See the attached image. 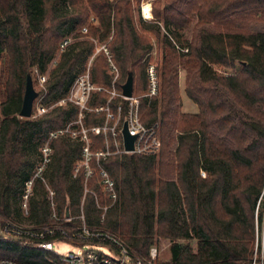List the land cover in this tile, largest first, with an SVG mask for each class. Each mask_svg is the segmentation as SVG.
Here are the masks:
<instances>
[{"label":"trees","instance_id":"obj_1","mask_svg":"<svg viewBox=\"0 0 264 264\" xmlns=\"http://www.w3.org/2000/svg\"><path fill=\"white\" fill-rule=\"evenodd\" d=\"M133 17L130 0H0V228L6 220L18 223L22 218L23 186L48 132L77 113L73 106L57 105L35 118L20 117L28 68L46 72L59 42L72 35L49 72L47 98L56 103L84 72L93 40L111 37L108 48L119 69L118 90L129 72L145 85L142 59L151 46L139 35ZM194 17L189 40L181 31ZM153 18L162 19L175 44L187 49L182 52L167 35L161 36L160 96L139 100L141 122L159 123L158 157L106 158L102 165L118 193L111 203L97 182L83 195L84 176L73 175L80 146L55 139L45 183H34L27 219L35 228L55 225L47 185L55 192L59 217L67 205L71 217L82 211L88 226L113 231L139 253L148 254L155 237L167 238L166 264H253L255 247L261 257L256 263L264 264V0H165L161 10H153ZM138 22L142 30L159 36L157 23ZM84 26L87 31L81 33ZM180 69L186 71L185 93L197 105L196 114L180 111ZM90 72L96 85L109 86L103 53L95 56ZM95 140L97 148L104 147L102 136ZM25 242L0 234V258L26 264L54 258Z\"/></svg>","mask_w":264,"mask_h":264},{"label":"built area","instance_id":"obj_2","mask_svg":"<svg viewBox=\"0 0 264 264\" xmlns=\"http://www.w3.org/2000/svg\"><path fill=\"white\" fill-rule=\"evenodd\" d=\"M86 31V26L80 29L81 33H86ZM72 41V35H69L59 42L57 54L51 60L53 65L57 64L60 55ZM99 52L104 53L106 56L110 84L107 87L96 85L91 80L88 65L87 69L75 78L66 96L56 102L59 106L70 105L75 107L77 110L76 120L74 125L65 124L50 130L45 141L39 146L38 160L31 176L24 183L21 194L20 206L24 214L27 213L28 201L33 195L35 181L40 180L45 183V174L53 158L52 141L55 139H69L79 144L80 159L74 165L73 175L76 176L82 173L84 176L83 195L89 192L86 186L87 181L95 177L102 195L111 203H114L118 197L116 183L110 172L102 165V162L109 156L122 154L155 156L161 148L159 123L154 122L146 125L141 122L139 99L134 94L131 97H125L122 95L121 90L116 89L119 69L112 59L109 48L102 44L95 48V54ZM146 76L148 84L145 97L153 98L159 94L157 71L153 64L146 66ZM99 94L106 95L107 101L94 104L92 100ZM115 99H120L121 102L126 103L122 117H120L121 106L117 108L119 111L118 117L111 108V101ZM89 112L102 115L103 121L95 126L96 133L104 137V147L102 148H92L91 128L85 124V116ZM36 115H33L32 112L31 118L37 117ZM124 123H126L128 133L135 137L133 149L130 151H126L124 148L122 136ZM46 190L47 199L52 210L51 219L56 222L55 225L40 228L25 227L19 223L6 220L0 228V234L4 238H25V243L28 246L52 253L54 258H46L45 264H162L159 261V253L155 245L149 248L148 254L139 253L113 231L102 227L88 226L82 211L75 217H59L55 210V192L47 185ZM73 219L77 220V224L68 226ZM61 221L65 222V225ZM103 222L104 215L99 220L101 225ZM59 244L73 245L75 250L59 252L54 248L55 245L58 246ZM0 264L26 263L0 258Z\"/></svg>","mask_w":264,"mask_h":264},{"label":"rangeland","instance_id":"obj_3","mask_svg":"<svg viewBox=\"0 0 264 264\" xmlns=\"http://www.w3.org/2000/svg\"><path fill=\"white\" fill-rule=\"evenodd\" d=\"M130 2H131V6L133 8V16H134L133 18H134L135 26L138 30V33L144 39V41H146L149 44V46H151L149 51L143 57L142 62L145 66V74H146V66L148 64H153L156 68L157 79H158V84H159V94L157 96L159 98L160 93H161V90H160L161 79L159 77V70H160V67L162 64L161 61H162V56H163L161 36L167 35L169 37V39L175 44L173 38L171 37L170 32H168L166 30V28L164 27L163 20L160 19V20L156 21L153 18V10H155L157 8L159 10H161L165 4V0H130ZM139 18L143 21H148V22L153 21V22L157 23V25L159 27V32H160L159 36H156L155 33L142 30L140 28V25L138 22ZM196 22H197V19H196V17H194L191 25L189 27H184L181 31L182 33H184L185 37H187L189 40L191 39V36H192V28L194 27ZM205 26L209 27L208 25H205ZM168 28H170V30H174V27L172 25H168ZM110 38L111 37H109L106 41H103V42H99L97 39H94L93 41H94L95 48L102 45V44H105L108 47V42L110 41ZM175 47L177 49L181 50L182 52H187V49H181L177 45ZM95 48H94L93 54H95ZM57 51H58V47H57L55 56L57 54ZM99 53H102V52H99ZM93 54L90 56L88 62L86 63L85 70L87 69V66L89 65V71H90L92 64L94 62V58L98 53H96L94 56H93ZM104 56H105V54H104ZM105 59H106V56H105ZM112 59H113V57H112ZM103 61L101 60V62H103ZM113 61L116 64L114 59H113ZM103 64H104V62H103ZM116 66H117V64H116ZM54 67H55V65H53L50 61V63L47 66V70L44 73L39 72V70L37 69L36 66H30L28 68V74L31 75L34 90L38 93V96L34 100V103H33V108H32L33 115L37 114L36 116H40V115L46 113L47 111L51 110L53 107L57 106V104L54 101L50 100V98H47V92H48L47 81L49 78V72ZM0 68H2V67H0ZM215 68L217 69V71L219 73H222L223 69L221 67L215 66ZM89 73H91V72H89ZM124 81H125V79H124ZM117 84H118V82H117ZM117 84H116V89L118 90ZM147 84H148L147 76H146L145 85L144 84L142 85L139 82V80L136 79V77L134 78L133 94L139 100L142 97L146 96ZM185 84H186V71L180 69L179 73H178V95H179V99H180V103H181L180 104L181 105L180 111L184 114H196L198 112L197 105L195 103H193L192 100L187 97V95L185 93ZM100 86L107 87L106 85H100ZM144 87H145V89H144ZM2 90L3 89L0 86V101L3 98ZM23 93H24V90H23ZM23 93H22V95H23ZM157 96H155V97H157ZM94 98L95 99L92 100V102L94 104H99V103H102L103 101L104 102L107 101V97L104 94H99ZM97 98H98V100H96ZM100 98H104V100L101 101ZM119 106H121L120 117H122L123 112H124V110H123L124 103L121 102L120 99H115V100L111 101V108L116 113L117 117L119 114V111L117 108ZM63 107H67V106H63ZM41 109H43V111H41ZM39 111H40V113H39ZM96 116L102 117V115H96V114H93L92 112L91 113L89 112L87 114V116H85V124L87 127L91 128L90 136L93 137V138H91V142H92L93 146H95L94 142H97L95 139H97V137L102 136V135L96 133L95 126H96V124H100L103 121V118H102V120L97 119ZM75 118L76 117L72 118L71 120H68L67 122H65V124L74 125L75 120H76ZM94 119H97V120L94 121ZM99 120H101V121H99ZM92 128H95V129L93 130ZM102 142L104 143V137L103 136H102ZM96 148L97 147L95 146L94 149H96ZM53 154H54V149H53ZM155 156L158 157V154ZM96 182H97V180H94L92 184H88V181H87L86 186L90 188L91 185L92 186H93V184L96 185ZM98 189L100 190L99 185H98ZM100 192H101V190H100ZM21 217L22 218H20L19 220L16 219L20 225L25 226V227H35L27 219L26 214L23 213V215ZM261 234H262V231H261ZM153 245H155L158 249L159 261L162 264H166L170 258V253H169L170 241L164 237H155V241H154ZM190 245L192 246L193 250L195 251L196 250V241L195 240L190 241ZM54 248L57 249L59 252H67L70 250H75V247L73 245H68V244H59L58 246L55 245ZM256 250H257V248L255 247L254 252H253V260H252L253 264H257L256 261L259 257ZM259 258L261 259V257H259ZM260 264H261V261H260Z\"/></svg>","mask_w":264,"mask_h":264},{"label":"water","instance_id":"obj_4","mask_svg":"<svg viewBox=\"0 0 264 264\" xmlns=\"http://www.w3.org/2000/svg\"><path fill=\"white\" fill-rule=\"evenodd\" d=\"M134 78L132 72L127 74L125 82L121 85L122 95L125 97H131L133 94ZM38 93L34 90L33 82L30 74L26 75L25 88L22 97V104L19 111V116L24 118H30L32 116V108L34 100L37 98ZM123 143L126 151L133 149V142L135 137L130 135L127 131L126 123L123 124L122 129ZM69 206L67 205L64 211V217L69 218Z\"/></svg>","mask_w":264,"mask_h":264}]
</instances>
